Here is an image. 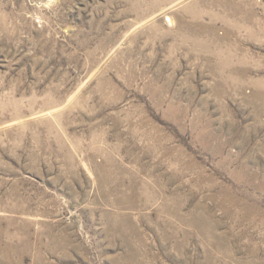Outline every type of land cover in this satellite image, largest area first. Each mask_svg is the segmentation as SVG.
<instances>
[{"label": "rangeland", "instance_id": "374dc122", "mask_svg": "<svg viewBox=\"0 0 264 264\" xmlns=\"http://www.w3.org/2000/svg\"><path fill=\"white\" fill-rule=\"evenodd\" d=\"M239 1L0 0V261L264 264V0Z\"/></svg>", "mask_w": 264, "mask_h": 264}, {"label": "bare ground", "instance_id": "6f19581e", "mask_svg": "<svg viewBox=\"0 0 264 264\" xmlns=\"http://www.w3.org/2000/svg\"><path fill=\"white\" fill-rule=\"evenodd\" d=\"M226 1H227V0H226ZM229 2H230V1H229ZM241 2H242V0H240L238 4L234 5V6L232 7V9L235 8V9L238 10L239 8H241V6H240V5H242ZM236 3H237V2H236ZM195 5H196V4H195ZM234 12H235V11H234ZM193 14H194V13H193ZM196 14H197V13H196ZM198 16H199V15H198ZM194 25H195V24H194ZM205 28H206V27H205ZM205 28H203V29H205ZM200 29H201V28H200ZM209 29H210V28H209ZM200 31H201V30H200ZM230 33H231V31L228 30L226 34H227V35H230ZM202 45H204V44H202ZM202 47H203V46H202ZM89 54H90V53H89ZM92 54H93V53H91V55H92ZM115 66H116V65H115L114 63L111 65V67H115ZM160 71H161V70H160ZM96 79H97V78H96ZM106 79H107L106 76H103V75L101 76V75H100V77H98V79H97V85H96L97 88L103 87V86L105 85V82L107 81ZM110 83H111V82H110ZM83 84H84V83H83ZM81 86H82V85H81ZM156 94H157V93H156ZM263 95H264V94H263ZM156 99H157V98H156ZM162 99L164 100V98H162ZM156 101H158V100H156ZM161 101H162V100H161ZM159 105H160V104H159ZM161 108H162V107H161ZM174 108H175V107H174ZM159 109H160V108H159ZM170 109H171V108H170ZM170 111H171V110H170ZM172 111H173V110H172ZM172 111H171V112H172ZM175 115H176V114H175ZM175 174H176V173H175ZM171 177H172V176H171ZM176 177H177V176H176ZM170 180H173V179L170 178ZM165 186H166V185H165ZM222 186H223V185H222ZM130 189H131V188H130ZM164 190H165V189H164ZM133 191H134V190H133ZM134 194H135V193H134ZM223 194H224V193H223ZM123 195H124V194H123ZM124 196H125V195H124ZM127 196H128V195H127ZM230 196H231V195H230ZM232 196H233V195H232ZM232 196H231V197H232ZM125 198H126V197H125ZM140 198H141V197H140ZM140 198H139L138 195H136V196L133 197V198L130 197V196H128L127 199H124V197L121 196L120 199H119V202H118V203L121 204V205L123 204L124 206H127V207H129V208H131V209H132V208H137V206H139V205H138V200H139ZM170 198H171V197H170ZM228 198H229V197H228ZM228 198H227V199H228ZM233 198H234V197H233ZM233 198H232V199H233ZM221 199H222V198H221ZM227 199H226V202H227ZM229 199H230V198H229ZM230 200H231V199H230ZM171 201H172V200H171ZM224 202H225V200H224ZM226 202H225L224 204L227 206ZM170 203H171V202H170ZM170 203H169V205H171V206H174V205L176 204L174 201H173V203H171V204H170ZM227 203H230V204H231V203H233V201H232V200H231V201L228 200ZM167 204H168V203H167ZM243 204H245V203H243ZM169 205H168V206H169ZM165 206H166V205H165ZM222 206H223V205H222ZM242 206H243V205H242ZM248 206H249V205H248ZM258 209H259V208H258ZM169 210H172V211L175 212L176 214H177V213L179 214L180 211H181L180 209H177V208L175 209L174 207H170V206H169ZM241 210H242V209H240V211H241ZM246 210H247V209H246ZM229 211H230V210H229ZM233 212H234V211H233ZM238 212H239V211H238ZM229 213H230V212H229ZM178 214H177V215H178ZM244 214H245V211H244ZM247 214H248V213H247ZM234 215H235V214H234ZM234 215H233V216H234ZM236 215L238 216V214H236ZM112 216H113V215H112ZM178 216H179V215H178ZM241 216H242V215H241ZM250 216H251V215H250ZM252 216H253V215H252ZM130 217H131V216H130ZM130 217H129V218H130ZM212 217H213V216H211V218H212ZM117 218H118V217H117ZM194 218H195V217H194ZM240 218H241V217H240ZM247 218H248V217H247ZM252 218H253V217H252ZM124 219H125V218H124ZM191 219H192V218H191ZM195 219H196V218H195ZM254 219H256V218H254ZM254 219H252V220H254ZM193 220H194V219H193ZM238 220H239V219H238ZM261 220H262V219H261ZM126 221H127V220H126ZM244 221H245V220H244ZM254 221L256 222V220H254ZM118 222H119V221H118ZM130 222H131V221H130ZM241 222H242V221H241ZM246 222H248V221H246ZM195 223H196V222H195ZM208 223H209V222H208ZM127 224H128V223H127ZM216 224H217V223H216ZM214 225H215V224H214ZM118 226H119V225H118ZM121 227H123V226H121ZM131 227H132V226H131ZM111 228H112V227H111ZM113 228H114V227H113ZM115 228H116V227H115ZM117 228H119V227H117ZM123 228L125 229V228H127V227H123ZM128 228H129V227H128ZM132 228H133V227H132ZM212 228H213V227H212ZM239 228H240V227H239ZM136 229H137V228H136ZM121 231H122V230H121ZM140 231H141V230H140ZM125 232H126V230H125ZM127 232H128V229H127ZM130 232H131V231H130ZM117 233H118V232H117ZM166 233H167V232H166ZM127 234H128V233H127ZM134 234H135V233H134ZM125 235H126V234H125ZM135 235H136V234H135ZM168 235H169V234H168ZM132 236H133V235H132ZM120 237H121V236H120ZM140 237H141V235H140ZM142 237H143V236H142ZM125 239H126V238H125ZM129 240H131V239H129ZM138 242H139V241H138ZM138 242H137V243H138ZM132 243H133V242H132ZM139 243H141V242H139ZM131 245H132V244H131ZM135 248H136V247H135ZM137 248H138V247H137ZM137 250H138V249H137ZM5 254H7V253H5ZM4 259H5V260H2V259H1L0 264H8V262H7V260H6L7 257H5ZM6 262H7V263H6ZM17 264H18V263H17Z\"/></svg>", "mask_w": 264, "mask_h": 264}]
</instances>
